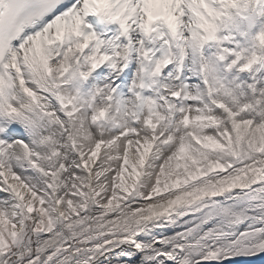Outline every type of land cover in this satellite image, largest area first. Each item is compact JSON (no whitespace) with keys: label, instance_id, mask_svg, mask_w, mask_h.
I'll return each instance as SVG.
<instances>
[{"label":"snow or ice","instance_id":"snow-or-ice-1","mask_svg":"<svg viewBox=\"0 0 264 264\" xmlns=\"http://www.w3.org/2000/svg\"><path fill=\"white\" fill-rule=\"evenodd\" d=\"M0 264H264V0H0Z\"/></svg>","mask_w":264,"mask_h":264}]
</instances>
